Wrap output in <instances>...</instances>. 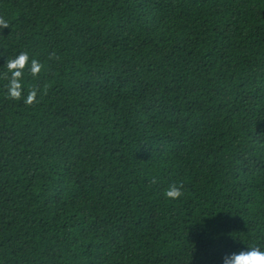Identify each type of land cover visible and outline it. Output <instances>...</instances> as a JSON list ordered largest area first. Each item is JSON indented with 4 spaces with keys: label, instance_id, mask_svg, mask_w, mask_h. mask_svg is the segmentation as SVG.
Returning <instances> with one entry per match:
<instances>
[{
    "label": "trees",
    "instance_id": "trees-1",
    "mask_svg": "<svg viewBox=\"0 0 264 264\" xmlns=\"http://www.w3.org/2000/svg\"><path fill=\"white\" fill-rule=\"evenodd\" d=\"M0 16V73L22 51L45 65L24 70L32 105L0 79V264L264 248V0H0Z\"/></svg>",
    "mask_w": 264,
    "mask_h": 264
},
{
    "label": "clouds",
    "instance_id": "clouds-1",
    "mask_svg": "<svg viewBox=\"0 0 264 264\" xmlns=\"http://www.w3.org/2000/svg\"><path fill=\"white\" fill-rule=\"evenodd\" d=\"M9 22L0 16V29L8 28ZM50 58L58 59L53 54ZM6 71L0 73V79L6 80L5 84L6 97L12 100H21L24 93V70L28 68L32 77H37L45 65L36 58H31L27 51H22L12 58H7L4 65ZM40 88L31 86L27 96L23 97V101L27 105H32L37 102V96ZM151 183H156L153 179ZM183 184H172L165 192V196L171 200L179 199L183 196ZM223 264H264V248L257 245H248L246 249L231 254H226L223 257Z\"/></svg>",
    "mask_w": 264,
    "mask_h": 264
}]
</instances>
